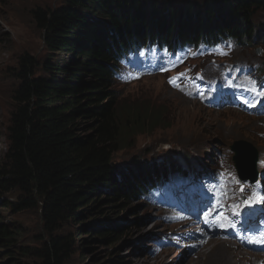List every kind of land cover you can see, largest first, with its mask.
<instances>
[{
  "label": "trees",
  "instance_id": "16d2710c",
  "mask_svg": "<svg viewBox=\"0 0 264 264\" xmlns=\"http://www.w3.org/2000/svg\"><path fill=\"white\" fill-rule=\"evenodd\" d=\"M141 2L65 0L55 10L32 12L43 32L47 59L42 74L34 76V58H20L9 146L0 160V194L24 193L18 202L3 201L1 207H39L49 229L50 239L42 247L24 250L40 261L26 264H67L76 241L83 239L84 249L92 239L93 235L86 239L85 233L67 231L70 224H81L84 217L80 211L92 199L98 202L105 190V202L125 206L139 198L146 179L166 166L155 167L138 157L120 166L114 159L118 151L132 146L139 133L150 130L153 120H164L160 114L155 117L147 112L124 117L118 113L113 71L116 53L126 39H143L152 28L160 30L162 40L172 38V26L184 40L215 29L250 39L256 28L254 12H264V0H221V5L209 8V20L205 16L195 27L177 19L163 25L151 13L143 14ZM184 14L191 17L189 9ZM107 228L96 232L98 240L113 244L121 233ZM19 234L18 228L0 215V264H14L3 257L12 255Z\"/></svg>",
  "mask_w": 264,
  "mask_h": 264
},
{
  "label": "rangeland",
  "instance_id": "374dc122",
  "mask_svg": "<svg viewBox=\"0 0 264 264\" xmlns=\"http://www.w3.org/2000/svg\"><path fill=\"white\" fill-rule=\"evenodd\" d=\"M140 1L143 14L148 16L151 13L154 15L153 19L163 22V25H169L170 19L173 21L177 19L179 23L185 20L187 26L193 24V27L205 16L208 19L209 8L212 5H221V0ZM64 4L65 0H0V160L9 146L7 134L13 109V91L20 83L18 78L20 58L24 55L34 58V76L42 74L41 66L47 59L48 50L43 41V32L36 26L32 12L38 8L55 10ZM185 9H189L191 17L184 14ZM195 12L199 15L197 16ZM253 18L256 27L254 35L243 41V47L230 61L260 65L264 71V12L255 11ZM172 28L175 32L176 27ZM259 51H262L260 55ZM112 91L117 99L118 113L122 117L139 111L141 114L147 112L148 115L155 117L160 114L164 119L161 122L153 120L150 130L139 133L134 138L132 146L116 153L114 159L120 166L128 164L133 157H138L155 167L163 164L171 166L176 160L182 164L187 162L192 165L194 162L204 165L210 163V160L214 162L218 152L224 153L234 166L232 158L235 153L231 148L236 140H245L256 147L260 151L258 159L259 157L264 159V139L261 136L264 132V120L247 116L240 111L206 108L191 99L189 101H192L193 107L185 110L182 101L188 98L171 90L164 78L159 75L130 85L116 84ZM257 164L258 161L256 168L259 169ZM22 195L24 193L20 190L0 194V215L3 221L14 224L20 232L16 247L11 248L12 255L3 257L6 258L4 261L14 264L40 261L24 250L40 248L50 239L41 208L15 210L14 207L9 209L1 207L3 201L16 203ZM106 196L107 191L104 190L98 202H93L92 199L88 206L80 211L84 217L80 225L68 226V232L85 233L86 239L90 235L93 236L90 244L84 249L81 245L83 239L76 241L74 254L67 264H111L110 261L115 259L121 260L122 264L207 262L206 256L209 255L210 249L200 258L195 259L190 255L182 263L180 258L182 254L178 251L171 254L159 251L155 255H150L152 242L161 232L160 226L154 227L152 224L153 216L157 212L144 206L142 201L137 199H133L131 203L127 202L125 206L118 204L114 207L104 201ZM106 226L107 229H116L121 233L113 244L98 240L100 238L96 232ZM20 247L23 249H19Z\"/></svg>",
  "mask_w": 264,
  "mask_h": 264
},
{
  "label": "water",
  "instance_id": "95a60500",
  "mask_svg": "<svg viewBox=\"0 0 264 264\" xmlns=\"http://www.w3.org/2000/svg\"><path fill=\"white\" fill-rule=\"evenodd\" d=\"M232 149L235 152L234 161L241 178L244 180L255 181L257 177L256 148L247 143V141L240 140L235 142V144L232 146Z\"/></svg>",
  "mask_w": 264,
  "mask_h": 264
},
{
  "label": "bare ground",
  "instance_id": "6f19581e",
  "mask_svg": "<svg viewBox=\"0 0 264 264\" xmlns=\"http://www.w3.org/2000/svg\"><path fill=\"white\" fill-rule=\"evenodd\" d=\"M183 52L185 54L187 52V50H184ZM206 72L208 74H210L209 71H206ZM195 76H196L197 79L201 78V72L198 75L195 74ZM148 78H151V77H148ZM234 78L235 79H240V77H237V76H235ZM242 78H244V77H242ZM184 89L187 90V91H191L192 90L190 88H184ZM192 94H194V92ZM203 95H202V98H200L202 101L210 99L211 96H212V93H206V94H203ZM182 102H183V106H185V108H184L185 110L188 109V108L193 107V105L191 103L192 101H189V98L187 100L182 101ZM234 111H237V110H234ZM184 129H185V127H184ZM248 136H251V134H248ZM226 247L234 248V245L227 244V245L224 246V245H221V244L218 243L217 245L211 246V248H210L211 249V253H210L209 258H208V260H207V262L205 264H230V262L228 260L229 255L234 256L235 254H234V252H230V250L227 249ZM240 253H243V252H240ZM237 255H239V254L237 253ZM243 259H244V257L241 260H243Z\"/></svg>",
  "mask_w": 264,
  "mask_h": 264
},
{
  "label": "snow or ice",
  "instance_id": "6c2138e0",
  "mask_svg": "<svg viewBox=\"0 0 264 264\" xmlns=\"http://www.w3.org/2000/svg\"><path fill=\"white\" fill-rule=\"evenodd\" d=\"M262 240H264V238H262Z\"/></svg>",
  "mask_w": 264,
  "mask_h": 264
}]
</instances>
